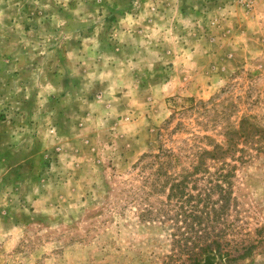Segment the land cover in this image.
I'll return each mask as SVG.
<instances>
[{
  "label": "rangeland",
  "instance_id": "1",
  "mask_svg": "<svg viewBox=\"0 0 264 264\" xmlns=\"http://www.w3.org/2000/svg\"><path fill=\"white\" fill-rule=\"evenodd\" d=\"M0 264H264V0H0Z\"/></svg>",
  "mask_w": 264,
  "mask_h": 264
},
{
  "label": "trees",
  "instance_id": "2",
  "mask_svg": "<svg viewBox=\"0 0 264 264\" xmlns=\"http://www.w3.org/2000/svg\"><path fill=\"white\" fill-rule=\"evenodd\" d=\"M219 148H221V146H218L217 148H214L212 151H209V150H203L200 155L202 156L203 154H209V155H212L213 157H217L216 153L218 154H221L222 152H219ZM216 150V151H215ZM223 151V150H221ZM166 155V156H172V152L170 151H167L165 150L163 147L161 148V151L160 153L157 155L159 157H161L162 155ZM148 155V154H145V156ZM163 164V167L158 169V175H159V178L161 176H163V174H167L168 171L166 172L167 170V167L165 166L164 167V163L162 162ZM166 183H169L167 184V187L169 188V193H168V201H171V198L173 197H176V196H180L179 199H177L178 201H181V204H184L186 203L188 200H190V196L189 195L188 197H186L185 199L183 198V196L185 195H188L189 192L188 191V188H189V183H188V175L184 176L181 180H177V179H172L171 182L169 180H167ZM166 187V185H165ZM221 187V190H222V193H223V186L220 185ZM224 193H226V191H224ZM177 201V202H178ZM210 205V206H209ZM215 203H210L209 201L205 200L203 205H202V208L201 209H196L198 211V213L200 212V214H195V217H196V221L197 222V229H195V236L192 238V243L189 244V245H186L185 246V250L186 251L185 253L189 254L190 255V258H194L195 260L198 259V256H200V253L201 252H207L208 250H210L211 246L213 244H216L217 246H220L221 243H219V241H215V240H212L211 242H206L209 240L210 238V233H211V230L209 229V226H207L205 223H202V221L204 220V216H203V213H206L208 214L209 211H206L205 208L207 207H215ZM195 207L197 208H200V205L199 204H196L194 205ZM217 210V209H215ZM210 230V232L208 231ZM205 241V242H203ZM205 259L210 262L211 260V256L208 254Z\"/></svg>",
  "mask_w": 264,
  "mask_h": 264
},
{
  "label": "crops",
  "instance_id": "3",
  "mask_svg": "<svg viewBox=\"0 0 264 264\" xmlns=\"http://www.w3.org/2000/svg\"><path fill=\"white\" fill-rule=\"evenodd\" d=\"M165 16V15H164ZM166 17V16H165Z\"/></svg>",
  "mask_w": 264,
  "mask_h": 264
}]
</instances>
